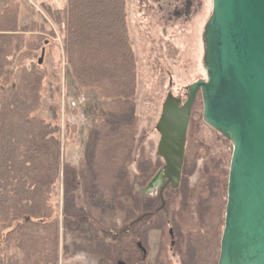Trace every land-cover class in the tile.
I'll use <instances>...</instances> for the list:
<instances>
[{
    "label": "trees",
    "instance_id": "trees-1",
    "mask_svg": "<svg viewBox=\"0 0 264 264\" xmlns=\"http://www.w3.org/2000/svg\"><path fill=\"white\" fill-rule=\"evenodd\" d=\"M127 3L65 0L59 6L43 2L62 33L66 62L77 86L94 89L103 102L104 114L90 130L85 148L95 177L92 191L102 199V205L112 202L122 185L131 192L134 185L147 184L163 164L161 158L152 162L143 156L138 174L128 178L138 64ZM17 12L13 3L0 9V264H59L60 219L57 204L51 200L62 167L61 126L39 115L47 72L38 55L46 37L34 32L44 27L36 23L19 26ZM27 28L33 32L29 40ZM201 146L198 138L188 137L180 187H188ZM227 184L228 179L224 182L217 174L211 176L208 191L200 199L199 224L187 234L179 231L175 235L179 240L175 239L176 245L184 246L183 264H218ZM64 200L66 216L80 217L84 231L92 227L72 192H67ZM131 234L113 243L97 238L98 246L118 255L114 264L133 248ZM173 242L166 237L155 259L145 262L144 258L139 264H175L169 248Z\"/></svg>",
    "mask_w": 264,
    "mask_h": 264
},
{
    "label": "rangeland",
    "instance_id": "rangeland-1",
    "mask_svg": "<svg viewBox=\"0 0 264 264\" xmlns=\"http://www.w3.org/2000/svg\"><path fill=\"white\" fill-rule=\"evenodd\" d=\"M64 1L0 0V9L8 3L18 6L19 26L29 27L36 23L37 27H44L36 28L34 32L46 37L41 65L46 69L47 77L39 115L61 126L62 167L51 200L57 204L60 219L59 264H113L118 255L100 248L97 238L116 242L128 226H133L130 235L133 248L119 259L141 263L142 251L136 245L141 241L147 248L145 262H152L172 229L171 257L175 264H183L181 252L184 246L176 245L178 236L175 238V235L179 231L187 234L199 224L200 199L208 191L211 176L217 174L227 181L233 145L205 123L203 98L199 92L193 105L188 137L198 138L202 146L197 169L190 176L188 187L183 185L174 189L169 186L161 197L159 184L148 190L149 182L143 186L134 185L131 192H126L124 188H127L122 185L112 202L102 205V199L92 191L95 177L86 161L85 148L90 130L104 114L103 102L94 89L77 86L66 62L62 33L43 6V2L61 6ZM212 1L127 0L131 42L138 64L129 179L138 174L141 157L152 162L161 158L157 154L160 134L156 124L167 93L172 91L185 100L186 87L199 79H206L202 34L212 13ZM32 36L33 32L27 28L26 38L29 40ZM41 52L42 49L38 59ZM163 165L164 161L158 171ZM67 192L74 194L77 206H82L91 220L92 227L87 231L80 226V217L66 216L64 197Z\"/></svg>",
    "mask_w": 264,
    "mask_h": 264
},
{
    "label": "water",
    "instance_id": "water-1",
    "mask_svg": "<svg viewBox=\"0 0 264 264\" xmlns=\"http://www.w3.org/2000/svg\"><path fill=\"white\" fill-rule=\"evenodd\" d=\"M202 42L206 79L188 85L185 100L167 93L156 124L164 165L146 190L179 188L201 92L205 123L233 145L218 264H264V0H213ZM137 246L146 256L141 241Z\"/></svg>",
    "mask_w": 264,
    "mask_h": 264
},
{
    "label": "flooded vegetation",
    "instance_id": "flooded-vegetation-1",
    "mask_svg": "<svg viewBox=\"0 0 264 264\" xmlns=\"http://www.w3.org/2000/svg\"><path fill=\"white\" fill-rule=\"evenodd\" d=\"M186 94H187V89H186V93H185V97H186ZM179 97H181V96H179ZM182 98V97H181ZM183 99V98H182ZM186 99V98H185ZM184 100V99H183ZM170 185H167L166 187H165V189L167 188V187H169ZM162 188V187H161ZM164 189V190H165ZM163 196V194H161V197ZM132 229H133V226H128L127 227V229H126V231L122 234V235H124V234H131L132 233ZM172 233H173V231H172ZM133 234V233H132ZM121 235V236H122ZM139 242V241H138ZM138 242H136V245H137V243ZM142 244H143V242H142ZM143 246H144V244H143ZM145 247V246H144ZM139 248V247H138ZM146 248V247H145ZM147 249V248H146ZM141 250V249H140ZM147 256V255H146ZM146 256H144L143 255V253H142V258L144 259V258H146ZM142 259V260H143ZM120 262H124L125 264H131V263H128V262H125L124 260L122 261V260H116V262L114 263V264H119ZM133 264V263H132Z\"/></svg>",
    "mask_w": 264,
    "mask_h": 264
}]
</instances>
